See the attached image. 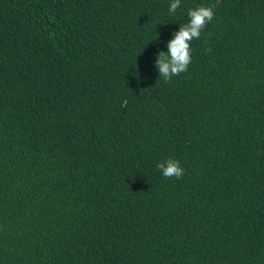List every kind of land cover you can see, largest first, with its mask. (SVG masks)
I'll return each mask as SVG.
<instances>
[{
	"label": "trees",
	"instance_id": "16d2710c",
	"mask_svg": "<svg viewBox=\"0 0 264 264\" xmlns=\"http://www.w3.org/2000/svg\"><path fill=\"white\" fill-rule=\"evenodd\" d=\"M171 2L0 0V264H264V0Z\"/></svg>",
	"mask_w": 264,
	"mask_h": 264
},
{
	"label": "clouds",
	"instance_id": "9594fccd",
	"mask_svg": "<svg viewBox=\"0 0 264 264\" xmlns=\"http://www.w3.org/2000/svg\"><path fill=\"white\" fill-rule=\"evenodd\" d=\"M181 0H172L169 12L175 14L180 7ZM188 23L181 24L178 32L173 33V39L167 44V51H159L156 57L159 77L165 81L171 80L173 76H178L186 72L191 63V41L198 39L206 24L214 18L213 7L199 6L188 11ZM157 168L165 178H182L184 169L180 162L173 158L160 162Z\"/></svg>",
	"mask_w": 264,
	"mask_h": 264
}]
</instances>
